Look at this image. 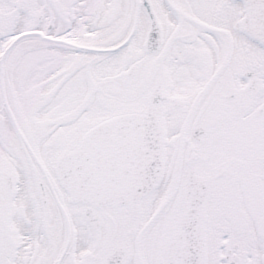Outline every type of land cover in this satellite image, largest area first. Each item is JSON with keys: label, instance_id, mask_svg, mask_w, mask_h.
<instances>
[{"label": "snow or ice", "instance_id": "6c2138e0", "mask_svg": "<svg viewBox=\"0 0 264 264\" xmlns=\"http://www.w3.org/2000/svg\"><path fill=\"white\" fill-rule=\"evenodd\" d=\"M0 264H264V0H0Z\"/></svg>", "mask_w": 264, "mask_h": 264}]
</instances>
